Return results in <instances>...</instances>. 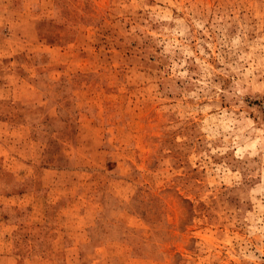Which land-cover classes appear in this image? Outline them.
Returning a JSON list of instances; mask_svg holds the SVG:
<instances>
[{"label": "rangeland", "instance_id": "1", "mask_svg": "<svg viewBox=\"0 0 264 264\" xmlns=\"http://www.w3.org/2000/svg\"><path fill=\"white\" fill-rule=\"evenodd\" d=\"M0 264H264V0H0Z\"/></svg>", "mask_w": 264, "mask_h": 264}]
</instances>
